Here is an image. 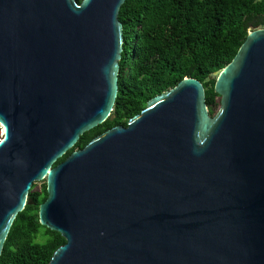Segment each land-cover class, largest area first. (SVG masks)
Returning a JSON list of instances; mask_svg holds the SVG:
<instances>
[{
  "label": "water",
  "instance_id": "1",
  "mask_svg": "<svg viewBox=\"0 0 264 264\" xmlns=\"http://www.w3.org/2000/svg\"><path fill=\"white\" fill-rule=\"evenodd\" d=\"M125 0H0V255L44 181L49 264H264V28L216 77L185 78L127 126L112 114Z\"/></svg>",
  "mask_w": 264,
  "mask_h": 264
},
{
  "label": "trees",
  "instance_id": "2",
  "mask_svg": "<svg viewBox=\"0 0 264 264\" xmlns=\"http://www.w3.org/2000/svg\"><path fill=\"white\" fill-rule=\"evenodd\" d=\"M80 3L82 0H76ZM118 13L124 46L119 91L111 116L85 133L55 165L97 136L127 126L154 97L185 78L203 83L210 116L221 98L216 77L235 58L251 28H264V0H125ZM45 182L33 184L28 204L15 217L0 255V264H49L66 244L60 233L39 224L46 200Z\"/></svg>",
  "mask_w": 264,
  "mask_h": 264
},
{
  "label": "rangeland",
  "instance_id": "3",
  "mask_svg": "<svg viewBox=\"0 0 264 264\" xmlns=\"http://www.w3.org/2000/svg\"><path fill=\"white\" fill-rule=\"evenodd\" d=\"M0 135H1V133H0ZM44 181H41V182H36V183H34V184H36L37 185V187H40L41 185H42V183H43Z\"/></svg>",
  "mask_w": 264,
  "mask_h": 264
},
{
  "label": "clouds",
  "instance_id": "4",
  "mask_svg": "<svg viewBox=\"0 0 264 264\" xmlns=\"http://www.w3.org/2000/svg\"><path fill=\"white\" fill-rule=\"evenodd\" d=\"M4 143H5V139H0V146H3Z\"/></svg>",
  "mask_w": 264,
  "mask_h": 264
},
{
  "label": "built area",
  "instance_id": "5",
  "mask_svg": "<svg viewBox=\"0 0 264 264\" xmlns=\"http://www.w3.org/2000/svg\"><path fill=\"white\" fill-rule=\"evenodd\" d=\"M0 133H1V128H0Z\"/></svg>",
  "mask_w": 264,
  "mask_h": 264
}]
</instances>
